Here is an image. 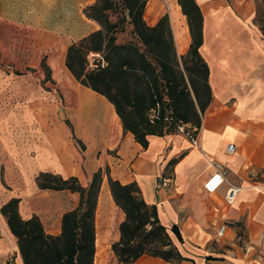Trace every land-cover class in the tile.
<instances>
[{
	"label": "crops",
	"instance_id": "crops-1",
	"mask_svg": "<svg viewBox=\"0 0 264 264\" xmlns=\"http://www.w3.org/2000/svg\"><path fill=\"white\" fill-rule=\"evenodd\" d=\"M0 1V264H24L1 210L6 202L19 198L24 218L38 215L48 233L59 234L79 194L41 188L36 177L52 172L88 185L99 170L94 264H264V34L255 22L256 0H196L212 89L198 143L176 131L149 135L147 147L124 128L114 104L66 64L69 46L101 27L84 12L96 0H38L28 10L25 0L19 8L14 0ZM148 1L146 21L155 25L164 14L159 0ZM168 6L177 53L186 54L192 42L187 16L178 0ZM219 168L227 180L208 192L205 182ZM109 176L138 183L169 231L177 225L182 239L170 232L172 239L191 260H118L112 244L121 238L126 213ZM231 184L240 190L228 203Z\"/></svg>",
	"mask_w": 264,
	"mask_h": 264
},
{
	"label": "trees",
	"instance_id": "trees-1",
	"mask_svg": "<svg viewBox=\"0 0 264 264\" xmlns=\"http://www.w3.org/2000/svg\"><path fill=\"white\" fill-rule=\"evenodd\" d=\"M147 1L96 0L87 5L84 12L101 27L74 41L66 57L74 76L114 104L124 128L133 132L144 147L149 144V135L174 133L178 125L192 127L185 128L191 139L197 136L212 100L209 65L200 52L203 15L197 1L178 0L192 35L181 61L169 14L149 25L144 18ZM260 12L257 4L255 22L264 34V11ZM126 25H131L137 39L119 44L117 32L125 30ZM92 53L101 57L92 62ZM102 180L101 170L94 173L88 185L76 176L38 174L36 182L41 188L79 194L77 206L63 214L59 234L48 233L38 215L24 218L19 212V198H11L1 207L18 239L24 264H94ZM109 183L116 203L126 213L120 224L121 238L112 244L120 262L133 263L142 255L173 263L190 259L172 239L170 232L182 239L177 225L169 231L160 221L156 204L145 201L136 181L123 184L109 176Z\"/></svg>",
	"mask_w": 264,
	"mask_h": 264
},
{
	"label": "rangeland",
	"instance_id": "rangeland-1",
	"mask_svg": "<svg viewBox=\"0 0 264 264\" xmlns=\"http://www.w3.org/2000/svg\"><path fill=\"white\" fill-rule=\"evenodd\" d=\"M14 1L16 3V8H19L18 2L21 1V0H14ZM25 1H26V4H27L26 9L28 10V9H31L32 8L31 5L32 6L33 5L35 6L36 5V1H38V0H25ZM1 2L2 1H0V3ZM9 2H13V0H9ZM148 2L149 1H147V3H146V8H145V11H144V18H145V20H146V18H147V20H150L151 15H152V12L150 10H148V7H147ZM256 2L260 6V9H261L260 14H262L263 11H264V0H256ZM13 6H14V4H13ZM157 6L159 8V11H158L159 14L161 12H162V14L168 13L169 14V18H170V13H169V10L170 9H169V6H168V0H159V2L157 1ZM260 17H261V15H260ZM136 39L137 38L135 37V35L131 31V25H126L125 30H119L117 32V40L116 41L119 44L120 43H123V42H127L129 40H136ZM178 56L180 57V61H181V55L178 54ZM95 57L100 58L101 56L99 54L92 53V54H90V57L89 58L93 62ZM181 65H182V63H181ZM181 127L183 129H181ZM185 128L192 129V127H190L188 125H178L177 131H184L185 132ZM9 184L11 185V187L14 186V183H10L9 182ZM9 184L5 183L6 187L10 188ZM56 201H59V198L56 199Z\"/></svg>",
	"mask_w": 264,
	"mask_h": 264
},
{
	"label": "built area",
	"instance_id": "built-area-1",
	"mask_svg": "<svg viewBox=\"0 0 264 264\" xmlns=\"http://www.w3.org/2000/svg\"><path fill=\"white\" fill-rule=\"evenodd\" d=\"M181 129H183L181 127ZM194 143H198V135L191 139ZM234 144L231 143L228 146V151H233ZM227 180L226 171L222 168L217 169L213 172L210 177L205 182V188L208 192H215L218 190ZM240 190V186L236 184H231L226 192L225 199L228 203H233L237 197ZM226 227L223 225L218 230V235H223Z\"/></svg>",
	"mask_w": 264,
	"mask_h": 264
}]
</instances>
